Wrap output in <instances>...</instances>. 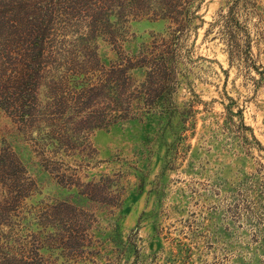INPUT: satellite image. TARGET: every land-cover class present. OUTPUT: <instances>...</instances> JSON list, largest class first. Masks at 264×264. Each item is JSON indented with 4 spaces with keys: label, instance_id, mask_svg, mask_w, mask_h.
I'll return each instance as SVG.
<instances>
[{
    "label": "rangeland",
    "instance_id": "1",
    "mask_svg": "<svg viewBox=\"0 0 264 264\" xmlns=\"http://www.w3.org/2000/svg\"><path fill=\"white\" fill-rule=\"evenodd\" d=\"M186 5L0 0V264H264V0Z\"/></svg>",
    "mask_w": 264,
    "mask_h": 264
},
{
    "label": "trees",
    "instance_id": "2",
    "mask_svg": "<svg viewBox=\"0 0 264 264\" xmlns=\"http://www.w3.org/2000/svg\"><path fill=\"white\" fill-rule=\"evenodd\" d=\"M165 1H167V0H165ZM170 1H174V0H170ZM178 1H180V0H178ZM185 1H186L187 5H189L194 0H185ZM175 6H177V4H175ZM185 9L186 8L184 7L182 10L174 9L173 11L176 13V15H180V14H183V12L185 11ZM165 15H169V14H166L165 13ZM161 59H162V63H159V64H157V66H155L154 68H152L151 71L148 72V75L151 78H153L154 76H156V78L159 79L158 80L159 90H157V89H154L153 90L154 92H157L158 93V94L156 93V95H161V93H164V95L166 96V94L169 93L168 92L169 91V88H168V84L169 83L167 84V82H165L169 78H166V77L169 76V75H171V74H173V69L171 68V65H169V63H168V57L165 56V57H163ZM161 81H163V82H161ZM149 82H152V81H149ZM160 82H161V84H159Z\"/></svg>",
    "mask_w": 264,
    "mask_h": 264
}]
</instances>
